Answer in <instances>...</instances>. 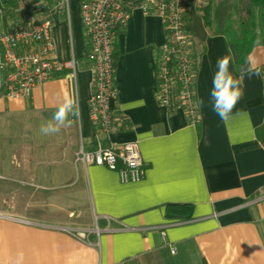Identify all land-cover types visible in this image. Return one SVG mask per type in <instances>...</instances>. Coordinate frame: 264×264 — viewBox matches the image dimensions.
Wrapping results in <instances>:
<instances>
[{"label":"crops","instance_id":"obj_1","mask_svg":"<svg viewBox=\"0 0 264 264\" xmlns=\"http://www.w3.org/2000/svg\"><path fill=\"white\" fill-rule=\"evenodd\" d=\"M127 21L114 43V114L122 122L110 134L90 115L78 0L52 23L55 56L74 57L75 73L48 78L28 99L0 96V264H17L19 254L21 264H264L263 79L245 78L233 115L222 121L208 94L217 58L229 50L224 35L205 31L190 11L196 38L208 33L194 70L193 121L156 99L161 18L138 8ZM249 53L264 65V44ZM65 96L75 97L80 119L41 134ZM127 141L136 142L143 161L137 181L74 160L79 148ZM166 203L191 205L190 217L167 216Z\"/></svg>","mask_w":264,"mask_h":264},{"label":"built area","instance_id":"obj_2","mask_svg":"<svg viewBox=\"0 0 264 264\" xmlns=\"http://www.w3.org/2000/svg\"><path fill=\"white\" fill-rule=\"evenodd\" d=\"M208 0H78L81 27L87 42L85 57L90 62L91 95L89 109L97 127L110 134L122 122L111 104L116 102L114 82V43L135 9L161 18L165 39L158 45L156 99L167 108H182L197 120L194 96V63L191 36L186 31L192 9L204 7ZM69 0H0V96L28 99L31 90L67 71L75 73L76 59H57L52 34L53 18L68 9ZM10 15L17 16L13 21ZM171 59V65L166 62ZM177 83L178 89H177ZM75 161L115 170L121 182L142 177L143 161L136 142L110 143L104 148H79ZM82 235V232L79 233ZM83 236V235H82ZM173 250V249H172Z\"/></svg>","mask_w":264,"mask_h":264},{"label":"trees","instance_id":"obj_3","mask_svg":"<svg viewBox=\"0 0 264 264\" xmlns=\"http://www.w3.org/2000/svg\"><path fill=\"white\" fill-rule=\"evenodd\" d=\"M218 1H222L223 4L225 2L224 0H208L204 7L192 10L198 14L205 31L209 33L220 32L224 35L229 54L233 59V64L236 65L249 54L257 43L264 44V0H249L248 6L240 4V2H232L228 5L231 14L227 16L220 13L223 6L219 7ZM185 28L191 36L190 52L193 58L194 70H196L198 55L201 51L199 41L202 37L204 38L208 35V33H204L200 39H197L195 31H193L194 29L188 21H186ZM194 39H197L198 42ZM160 54L159 48L156 47L154 49V61L156 65L160 61ZM113 56L116 60V50H114ZM171 62L172 60L168 59L166 63L171 65ZM260 69L262 70V75H264V65ZM178 85L179 83L176 85L177 89ZM111 107H114V103L111 104ZM168 109L173 110L174 108ZM262 126L264 128V120ZM165 212L167 216L188 219L191 215V205L185 203H166Z\"/></svg>","mask_w":264,"mask_h":264},{"label":"clouds","instance_id":"obj_4","mask_svg":"<svg viewBox=\"0 0 264 264\" xmlns=\"http://www.w3.org/2000/svg\"><path fill=\"white\" fill-rule=\"evenodd\" d=\"M230 55L217 58L215 72L212 76V87L209 91V103L212 111L222 120L228 121L233 115V109L244 94L245 78L253 76L264 79L257 57L249 53L245 56L239 68H233ZM203 106L204 101L199 102ZM81 116L78 103L74 96H65L56 107L52 116L40 126L43 135H53L62 128L69 127L74 120ZM23 255L17 256V264H21Z\"/></svg>","mask_w":264,"mask_h":264},{"label":"rangeland","instance_id":"obj_5","mask_svg":"<svg viewBox=\"0 0 264 264\" xmlns=\"http://www.w3.org/2000/svg\"><path fill=\"white\" fill-rule=\"evenodd\" d=\"M224 1H225L224 4L222 3V1H218L217 4L219 5V7L223 6V8H221V10H220V13L222 15H225V16L231 14V11H230L228 5H230V3H232V2H235V3L240 2V4L242 3V4L246 5V6L249 5V0H224ZM33 2L38 4V2H40V0H33ZM49 3L52 4L53 0H49ZM10 17L12 18L13 21H17L18 20L17 16H15V15H10ZM3 23H4V21H2L0 19V30L3 28ZM1 141H3V140L1 139Z\"/></svg>","mask_w":264,"mask_h":264}]
</instances>
